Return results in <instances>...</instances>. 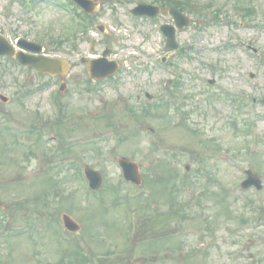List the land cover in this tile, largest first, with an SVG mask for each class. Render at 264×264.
Returning a JSON list of instances; mask_svg holds the SVG:
<instances>
[{"label":"rangeland","instance_id":"374dc122","mask_svg":"<svg viewBox=\"0 0 264 264\" xmlns=\"http://www.w3.org/2000/svg\"><path fill=\"white\" fill-rule=\"evenodd\" d=\"M118 1L106 3L95 20L108 26L107 44L121 71L86 83L77 55H87L96 38L83 41L80 34L77 50L67 43L58 49L69 30L62 12L0 0V34L13 42L28 38L76 65L58 92L57 77L0 57V93L9 98L0 111L22 129L33 126L29 136L37 139L32 147L17 146L14 133L0 129V201L10 212L0 214V264H69L75 251L90 264L99 258L101 264H264V0H187L200 10L186 11L192 23L179 32L182 47L173 52H164L153 21L136 24L122 8L160 0ZM164 55L174 74L159 65ZM12 79L30 92H17ZM55 91L63 125L53 111ZM233 91L244 95L242 109L228 96ZM146 107L150 112L141 113ZM41 129L49 131L44 143ZM53 132L59 145L48 139ZM120 156L138 163V186L120 182ZM85 165L103 177L95 199L78 175ZM247 168L262 189H240ZM126 192L140 194L126 204L139 216V235L127 233L122 202L111 204ZM64 214L79 224L63 231L68 239L59 235ZM155 236L161 238L150 241Z\"/></svg>","mask_w":264,"mask_h":264},{"label":"water","instance_id":"95a60500","mask_svg":"<svg viewBox=\"0 0 264 264\" xmlns=\"http://www.w3.org/2000/svg\"><path fill=\"white\" fill-rule=\"evenodd\" d=\"M152 9H154V8H149L150 14H154ZM170 12L174 15L175 18L181 17V14H179V12L176 10H171ZM166 33H167V31H166ZM167 34H168V38L171 42V45H170V47H171L173 45L172 44L173 34H172V32H168ZM24 46H26V48H28L30 50H35V51L40 50V48L38 46H36L32 43H26V44H24ZM3 49H4V47H0V54L3 53L4 51H6ZM22 59L25 63L35 67L36 69H38L41 72L48 71L51 73H55V72L59 71L60 69L65 68V63L58 60V59H48V58H43V57L35 58V57H30V56H28V57L24 56V57H22ZM96 70H97L96 67H93L92 70H91V67H89V71H90L91 75L99 76L98 74L95 73ZM112 72H113V70L108 71L107 73L102 74V76H104L108 73H112ZM119 163L122 166L126 177L133 179L137 182L140 181V177L136 171L137 167H136V164L134 162H131V161L123 158V159L119 160ZM87 172H88L89 176L91 177L92 182L94 183V187H98L100 185V180H101L98 172L90 170V169H87ZM251 182L255 183L258 187H260L258 179L256 178V176L249 174V178L247 181H245L244 185H249ZM65 220H66V224L69 226V228H71V229L76 228L74 226V224L68 218L65 217Z\"/></svg>","mask_w":264,"mask_h":264},{"label":"flooded vegetation","instance_id":"af4514ba","mask_svg":"<svg viewBox=\"0 0 264 264\" xmlns=\"http://www.w3.org/2000/svg\"><path fill=\"white\" fill-rule=\"evenodd\" d=\"M43 1V0H42ZM56 1H63V0H56ZM68 1V0H65ZM110 0H92V3L90 4L91 7L97 6V10L95 12L90 13L89 15L92 16H98V15H104L106 11L105 4L108 3ZM72 5V4H71ZM76 7V4H73ZM86 14L84 10H81ZM88 15V13H87ZM100 54H98V57Z\"/></svg>","mask_w":264,"mask_h":264}]
</instances>
